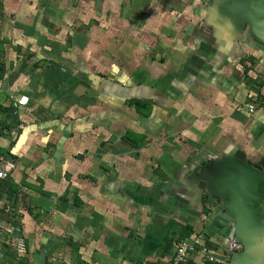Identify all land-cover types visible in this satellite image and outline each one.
Listing matches in <instances>:
<instances>
[{
	"label": "crops",
	"instance_id": "1",
	"mask_svg": "<svg viewBox=\"0 0 264 264\" xmlns=\"http://www.w3.org/2000/svg\"><path fill=\"white\" fill-rule=\"evenodd\" d=\"M0 43V166L27 192L13 225L0 211V264H170L181 239L240 235L234 189L264 172V0H0ZM11 43L47 60L43 83L10 80ZM258 234L228 264H264Z\"/></svg>",
	"mask_w": 264,
	"mask_h": 264
},
{
	"label": "built area",
	"instance_id": "2",
	"mask_svg": "<svg viewBox=\"0 0 264 264\" xmlns=\"http://www.w3.org/2000/svg\"><path fill=\"white\" fill-rule=\"evenodd\" d=\"M256 95H251V99L254 100ZM13 102L16 105L12 106L14 108L11 113V117L16 121L22 119L23 113L22 109H27L30 105V99L26 95H21L20 97L13 96ZM250 113H254L257 110V107L264 108V100H257V105H250ZM12 118L10 121H12ZM16 129H12L9 133V136L12 140L18 138L20 133L25 130V125L23 123L15 124ZM5 165L0 166V181L6 180L8 175L5 173ZM16 227H11L8 231L13 233L18 231ZM219 246L215 247L214 245L208 244L202 234H198L188 239H181L177 242L176 252H174V257L170 264H187L190 257L194 254H199L203 259L210 264H228L233 255L242 253L243 244L239 239L232 234H226L222 240V250L219 251Z\"/></svg>",
	"mask_w": 264,
	"mask_h": 264
},
{
	"label": "water",
	"instance_id": "3",
	"mask_svg": "<svg viewBox=\"0 0 264 264\" xmlns=\"http://www.w3.org/2000/svg\"><path fill=\"white\" fill-rule=\"evenodd\" d=\"M100 79L101 77L99 75L88 74L89 82L94 85H96ZM251 169L252 176L257 175L254 177L253 182L248 185V187H243L242 184H240L234 189L232 196V205L239 208L237 212H240L239 214L242 217L239 224H243L242 227L240 226V235L236 234L235 236L243 244V248H245L246 252L251 248L253 241L255 239L258 240V232H264V226L262 225V222H264V207L262 209H257L255 206L256 203L264 205V195L256 188V181L258 179L264 180V172L260 173V171H256L252 167ZM201 188L204 189V185H202ZM262 226L263 228H261ZM255 230L257 232H255ZM257 263L258 262H256V264Z\"/></svg>",
	"mask_w": 264,
	"mask_h": 264
},
{
	"label": "rangeland",
	"instance_id": "4",
	"mask_svg": "<svg viewBox=\"0 0 264 264\" xmlns=\"http://www.w3.org/2000/svg\"><path fill=\"white\" fill-rule=\"evenodd\" d=\"M12 29L11 25L7 26V30ZM25 45L27 44V41L23 42ZM16 46H13V44H10V51L11 52H17L16 56L14 55H10L8 57V72H6V74H8L7 76H9V78H11V81H19L22 80V83H24V81L28 78V77H32L34 76V78H39L41 77V79L39 80L40 83L44 82V79L46 78V75H44V70H47V68H50L51 65L47 64V60L42 61L43 59L39 60V62H36V59L33 58V56H29L30 53H33V51L29 50V49H24L23 51L21 49L19 50H15ZM0 48H1V43H0ZM18 49V48H17ZM38 51V50H37ZM1 56L4 55L2 51H0ZM83 60V59H82ZM38 63V64H37ZM78 64V61H77ZM69 65L71 68L76 67L75 64L71 63V64H67ZM1 66V65H0ZM33 66V67H32ZM29 68H32L33 70L29 71ZM43 69V70H42ZM37 70V71H36ZM42 70V71H40ZM40 72V73H39ZM3 73V66L0 67V74ZM49 78V75H48ZM20 94L24 93V91H19ZM5 173L10 176V177H15L14 171L8 170L7 167L5 165ZM16 172V171H15Z\"/></svg>",
	"mask_w": 264,
	"mask_h": 264
},
{
	"label": "trees",
	"instance_id": "5",
	"mask_svg": "<svg viewBox=\"0 0 264 264\" xmlns=\"http://www.w3.org/2000/svg\"><path fill=\"white\" fill-rule=\"evenodd\" d=\"M138 113L148 117L152 113V108L148 107V103H145L141 100L132 101L130 103ZM7 110L3 109L0 106V112H6ZM128 140V138H127ZM145 139L135 140V145L139 146ZM4 156H10L7 152ZM26 191H23L22 188L13 183V180L10 176L6 180L0 181V202L6 196L7 200L4 201L3 207H0V211L6 212L4 217L8 223L12 224L16 222V210L19 206L18 204H26ZM13 225V224H12Z\"/></svg>",
	"mask_w": 264,
	"mask_h": 264
}]
</instances>
